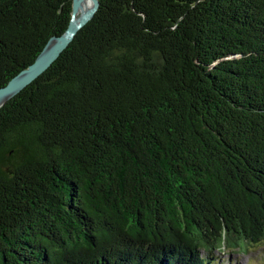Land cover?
<instances>
[{"label":"trees","instance_id":"1","mask_svg":"<svg viewBox=\"0 0 264 264\" xmlns=\"http://www.w3.org/2000/svg\"><path fill=\"white\" fill-rule=\"evenodd\" d=\"M72 4L0 0V89ZM262 246L264 0H100L0 109V264H225Z\"/></svg>","mask_w":264,"mask_h":264},{"label":"water","instance_id":"2","mask_svg":"<svg viewBox=\"0 0 264 264\" xmlns=\"http://www.w3.org/2000/svg\"><path fill=\"white\" fill-rule=\"evenodd\" d=\"M85 1L73 0L72 19L66 33L51 39L41 55L30 67L12 79L6 87L0 89V109L40 78L68 48L78 32L94 18L100 8V0H92V7L85 10L80 18L76 19L77 13Z\"/></svg>","mask_w":264,"mask_h":264},{"label":"rangeland","instance_id":"3","mask_svg":"<svg viewBox=\"0 0 264 264\" xmlns=\"http://www.w3.org/2000/svg\"><path fill=\"white\" fill-rule=\"evenodd\" d=\"M225 264H264V246L253 250L251 253H235L224 257Z\"/></svg>","mask_w":264,"mask_h":264},{"label":"bare ground","instance_id":"4","mask_svg":"<svg viewBox=\"0 0 264 264\" xmlns=\"http://www.w3.org/2000/svg\"><path fill=\"white\" fill-rule=\"evenodd\" d=\"M92 0H86L82 6V8L79 10V12L77 13L76 19L80 18V16L82 15V13L91 8L92 7Z\"/></svg>","mask_w":264,"mask_h":264}]
</instances>
